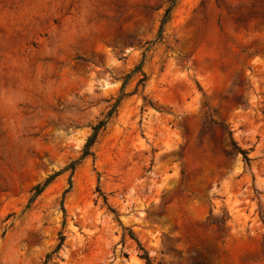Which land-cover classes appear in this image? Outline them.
Returning <instances> with one entry per match:
<instances>
[{
	"label": "rangeland",
	"instance_id": "obj_1",
	"mask_svg": "<svg viewBox=\"0 0 264 264\" xmlns=\"http://www.w3.org/2000/svg\"><path fill=\"white\" fill-rule=\"evenodd\" d=\"M172 1L0 0V264H264V0Z\"/></svg>",
	"mask_w": 264,
	"mask_h": 264
},
{
	"label": "trees",
	"instance_id": "obj_2",
	"mask_svg": "<svg viewBox=\"0 0 264 264\" xmlns=\"http://www.w3.org/2000/svg\"><path fill=\"white\" fill-rule=\"evenodd\" d=\"M174 1H175V0H173V1H172V4L167 8L166 13H165V16H164L163 19H162V25H161V29H160L161 32H162V30H163V26H164V24H165V23L168 21V19L170 18V13H171V10H172L173 2H174ZM138 69H140V67H137V68H136V71H138ZM129 77H130V75H128L127 79L125 80V82H124V86H125V84L127 83V80H128ZM145 79H146V75L144 74V75L139 79V83L144 82ZM114 110H115V106H114V107L108 112V114H107V118H106V119H102V120H100L96 125L93 126V132H92V133L89 135V137L87 138V141H86V143H85V145H84V148H83V151H82V155H81V157H80V160H81V159H84L85 157H87V156H89V155H93V146H94V144H95V142H96V140H97V138H98V135H99L100 131H101L102 129L105 128V125L107 124L108 119L112 116ZM228 133H229V136H230V139H231L232 143L235 144L236 142H235L234 137H233V132H232V130H231L230 128H228ZM239 151H242L244 161H245L246 163L249 164L251 158L249 157L248 152L245 151V150H241V149H240V150H236V149H235V150H232V151H226V154H227L228 157H231L233 154H238ZM71 167H72V169H74V167H75V163H73V164L71 165ZM55 175H57V174H55ZM53 178H54V175L51 176V177H49V179L47 180V182H46L45 185H37L36 187H34V194L31 196V198H30V200H29V204H28V206L33 202V200H35V198H36L39 194H41V192L44 190L45 186H46V185H47V184H48ZM97 190L100 191V187H98ZM100 193H101V192H100ZM104 200H105V202H107V197L104 196ZM132 237H134L133 234H132ZM65 239H66V236H65V235H61V236H60V242H59V244L57 245V247L55 248V250L53 251V253L58 252V251L61 249V247H62V245H63ZM139 246H140L141 249H143V247L140 245V242H139ZM142 256H143L144 258H146V259L149 258V254H148L147 251H144V253L142 254ZM50 259H51V253H49V254L46 255V259H45V261H44V264H49Z\"/></svg>",
	"mask_w": 264,
	"mask_h": 264
}]
</instances>
